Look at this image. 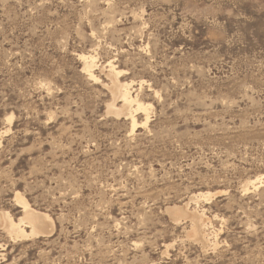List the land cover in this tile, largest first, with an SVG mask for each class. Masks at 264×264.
<instances>
[{"label": "rangeland", "instance_id": "rangeland-1", "mask_svg": "<svg viewBox=\"0 0 264 264\" xmlns=\"http://www.w3.org/2000/svg\"><path fill=\"white\" fill-rule=\"evenodd\" d=\"M20 199L53 233L0 223V264H264V0H0V211L30 234Z\"/></svg>", "mask_w": 264, "mask_h": 264}, {"label": "bare ground", "instance_id": "bare-ground-1", "mask_svg": "<svg viewBox=\"0 0 264 264\" xmlns=\"http://www.w3.org/2000/svg\"><path fill=\"white\" fill-rule=\"evenodd\" d=\"M92 58H91L90 62H88V60L90 58L83 59V60H86L85 62L87 63V65H86L87 69L88 68L90 69L93 65L92 63H94V62H92V60H93ZM109 67H110L109 68L110 75L113 78V82H112L113 86H114L113 89L115 88L117 90V93L119 94V96L122 98V101L124 103V108L127 109V115L129 117H131L133 120L134 128L136 127V119L133 115V107L135 104H136L137 108L135 109L134 112L143 111L146 113V121L144 123L146 125L149 121V115H148L149 108L142 103H138L132 97L131 88H130L129 84H122L120 82L119 76H120L121 72H118L116 70V68L114 67V65H110ZM92 72H90V70H89L87 72V74L92 79H95V76ZM9 121H11V120L9 119ZM20 200H22V199H20ZM207 200H210V199H207ZM22 204L24 205L25 213L30 214V217H31V220L29 222V224L31 225V233L30 234L26 233L23 229H21V227L18 224H15L2 211H0V223H2V226L8 232V234L14 239L15 238H28L30 236L39 237V236L51 235L53 233V226L50 224V218L46 214L37 212V211L33 210L32 208H30L24 200H22ZM178 210L179 209H175L173 211L175 212ZM191 217L193 218L192 220L194 221L193 226H194L195 233L197 235H202V237L204 236V238L202 239V240H204L205 235H203V234L205 231L204 227H206L205 226V223L207 221L206 217L203 214L200 215L197 213L192 214ZM198 237H200V236H198Z\"/></svg>", "mask_w": 264, "mask_h": 264}]
</instances>
